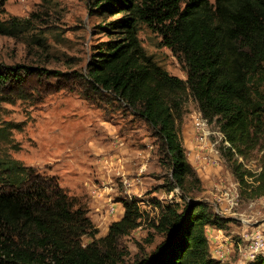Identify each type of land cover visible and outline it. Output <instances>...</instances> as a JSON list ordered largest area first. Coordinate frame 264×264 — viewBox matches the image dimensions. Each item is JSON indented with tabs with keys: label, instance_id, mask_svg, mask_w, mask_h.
Segmentation results:
<instances>
[{
	"label": "trees",
	"instance_id": "1",
	"mask_svg": "<svg viewBox=\"0 0 264 264\" xmlns=\"http://www.w3.org/2000/svg\"><path fill=\"white\" fill-rule=\"evenodd\" d=\"M90 1L108 39L80 75L87 98L107 97L146 122L168 157L174 189L183 192L190 178L202 183L182 138L184 107L194 99L235 149L221 153L241 197H264V0ZM110 15L120 18L109 21ZM143 25L162 38L186 79L170 74L146 52L139 37ZM28 28V20L0 21V35ZM64 76L43 67L0 64V101L28 99V90H40L41 81ZM255 157L257 172L246 166ZM122 202L124 216L99 237L88 210L56 176L0 160V264H224L212 255L207 229H224L228 219L209 202L184 193L182 202L151 204L160 209L156 218L145 216L138 197ZM145 225L162 241L150 253L129 258L121 242ZM85 237L91 242L85 244ZM247 264H264V254Z\"/></svg>",
	"mask_w": 264,
	"mask_h": 264
},
{
	"label": "rangeland",
	"instance_id": "2",
	"mask_svg": "<svg viewBox=\"0 0 264 264\" xmlns=\"http://www.w3.org/2000/svg\"><path fill=\"white\" fill-rule=\"evenodd\" d=\"M111 16L109 21L120 18ZM14 18L28 20L29 28L0 35V64L43 67L65 76L41 81L40 90H28V99L0 101V160H17L25 166L35 167L42 174L56 176L75 203L85 207L82 201L85 197H72L65 185L72 187L67 181L71 182L74 175L80 178L81 189L86 190L88 183L93 182L95 175L90 168L95 155L93 147L106 139L107 124L117 128L120 134L127 133L129 139L139 145L148 137L155 144V150L148 192L141 199L145 200L141 204L145 216L156 218L160 209L152 205L158 202L163 205L172 200L182 202L185 193L192 199L209 202L220 216L226 218L229 213L225 215L218 210L224 198L229 202L230 214L237 218H227L224 229L212 226L227 235L228 255L224 260L230 264L252 261L258 252L251 244L264 240V197L254 200L241 197L239 184L221 153L223 145L219 135L209 137L220 151L218 164L204 165L212 170L213 182L221 180L230 189L222 187V198L221 193L217 195L211 191L212 188L216 190L215 184L204 188L203 183L198 185L190 178L188 191L183 192L178 187L174 189L168 157L160 153L159 142L146 122L107 97L87 98V87L80 75L86 73L91 56L100 43L108 39L100 28L104 24L103 18L91 12V1L0 0V21L9 22ZM139 37L146 52L162 67L170 74L186 79L178 59L169 48L162 46L158 34L143 25ZM261 79L264 91V75ZM198 111L196 101L189 98L184 107L182 138L187 159L195 170L201 155L196 151L192 116ZM207 122L212 131L219 130L215 123ZM195 154L199 158L197 162L194 161ZM246 164L255 172L259 170L256 157ZM101 236L105 235L99 233ZM161 241L162 237L145 225L123 238L121 245L133 259L143 251L150 253ZM90 242L89 237L84 238L85 244Z\"/></svg>",
	"mask_w": 264,
	"mask_h": 264
},
{
	"label": "crops",
	"instance_id": "3",
	"mask_svg": "<svg viewBox=\"0 0 264 264\" xmlns=\"http://www.w3.org/2000/svg\"><path fill=\"white\" fill-rule=\"evenodd\" d=\"M106 129V139L100 142V145H94L93 147L95 155L92 156L90 161V168L95 175L93 182L88 183L86 190L81 189L79 185L80 178L74 175V177L71 176V182L70 180L67 181V183H71L72 187L69 184L65 185L72 197L76 199L81 196L85 197L82 200L83 204L89 212V217L99 228L102 235H107L110 225L124 216L123 199L131 197L142 199L148 192L147 187L149 185L148 181L152 177V170L150 169L155 150V144L148 137L139 145L135 143L136 141H131L127 133L120 134L117 128L110 124H107ZM107 139L109 141L106 143ZM198 160V155L195 154L194 161L197 162ZM198 168L196 167V170L203 187L211 188V184H215L217 186L216 190L212 188L211 191H215L217 195L221 193L223 198L222 187L228 188V186L225 183L222 184L221 180H214L216 182H213L211 179L213 172L208 167ZM144 201L143 199L142 204ZM111 206L114 207V213L109 212ZM218 210H221V213L225 215L229 213L226 218L237 219L230 214L229 202L224 198ZM207 231L212 255L217 258L221 252L226 251L227 244H225V240L227 235L222 230L213 227H210ZM222 262L226 263L225 260Z\"/></svg>",
	"mask_w": 264,
	"mask_h": 264
},
{
	"label": "built area",
	"instance_id": "4",
	"mask_svg": "<svg viewBox=\"0 0 264 264\" xmlns=\"http://www.w3.org/2000/svg\"><path fill=\"white\" fill-rule=\"evenodd\" d=\"M192 131H193V133L195 135V139H196V151H197V153H199V155H201V161H200V164L198 166L199 168L204 167L205 166L204 164L214 165V166L218 164L220 151L216 148L215 143L211 142L209 139L210 135H212V134H217L220 136L223 148H231L232 150L235 151V149H233V146L226 139L224 133L220 129L218 131H212L211 130L210 126L208 125L207 120L204 118L203 113L201 111L194 113L192 116ZM238 158L240 161L244 162L243 158H241L239 156H238ZM246 166L250 169V167L248 165H246ZM230 202H231V205L233 206L234 205V198H232ZM109 212L114 213V207L113 206L110 207ZM263 246H264V240H262V242H259V243H252L251 244V248L255 249L258 252L256 254V256H253L252 261L259 254H264ZM227 248H228V245L226 246V251L221 252V254H219L217 256V258H215V259L222 262L228 255ZM250 252H251V250H250Z\"/></svg>",
	"mask_w": 264,
	"mask_h": 264
}]
</instances>
